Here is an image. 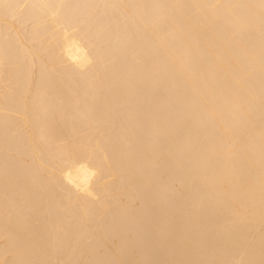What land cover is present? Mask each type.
Segmentation results:
<instances>
[{
	"label": "bare ground",
	"instance_id": "6f19581e",
	"mask_svg": "<svg viewBox=\"0 0 264 264\" xmlns=\"http://www.w3.org/2000/svg\"><path fill=\"white\" fill-rule=\"evenodd\" d=\"M0 264H264V0H0Z\"/></svg>",
	"mask_w": 264,
	"mask_h": 264
}]
</instances>
